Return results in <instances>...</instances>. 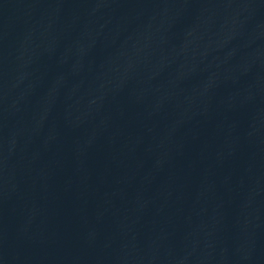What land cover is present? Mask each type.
Returning a JSON list of instances; mask_svg holds the SVG:
<instances>
[{
  "label": "water",
  "instance_id": "1",
  "mask_svg": "<svg viewBox=\"0 0 264 264\" xmlns=\"http://www.w3.org/2000/svg\"><path fill=\"white\" fill-rule=\"evenodd\" d=\"M0 264H264V0H0Z\"/></svg>",
  "mask_w": 264,
  "mask_h": 264
}]
</instances>
